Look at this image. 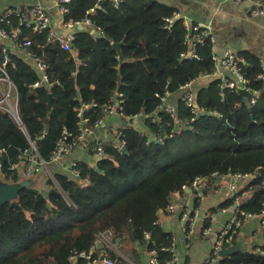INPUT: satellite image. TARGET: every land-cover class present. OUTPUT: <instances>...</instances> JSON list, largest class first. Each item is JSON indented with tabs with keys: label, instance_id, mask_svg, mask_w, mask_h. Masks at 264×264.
Returning a JSON list of instances; mask_svg holds the SVG:
<instances>
[{
	"label": "trees",
	"instance_id": "16d2710c",
	"mask_svg": "<svg viewBox=\"0 0 264 264\" xmlns=\"http://www.w3.org/2000/svg\"><path fill=\"white\" fill-rule=\"evenodd\" d=\"M65 7L63 23L91 20L84 30L75 29L69 50L49 32L26 29L23 35L32 42L30 51L47 64L50 88L34 87L37 71L19 52L10 51L7 71L18 92L23 129L0 110L3 178L20 180V167L12 166L30 164L32 145L46 164L66 134L77 145L83 104L93 106L83 113L92 124L104 120L112 105L124 118L144 116L162 143L125 127L119 142L124 141L126 151L101 143L106 158L96 168L77 163L74 179L54 174L44 190L24 189L19 202L0 207V264H86L80 255L92 248L101 261L104 249L96 243L108 231L116 240H138L156 264H170L174 236L159 225V215L197 179L209 186L216 177L249 176L243 190L219 208H233L241 198L240 211L264 215V81L258 78L264 61L253 51L236 52L249 87L260 91L256 105L242 87L223 89L220 79H212L195 98L204 114L192 121L193 108L181 100L173 117L163 111L162 98L215 71L214 44L199 45V59L187 58L186 29L181 21L166 27L165 19L176 10L158 0H123L119 7L110 1L71 0ZM93 8L96 12L89 14ZM18 25L13 18L0 28L10 31ZM123 41L127 61L119 68L113 44ZM206 193L204 187L201 196L193 195L195 209ZM105 250L116 264H127L117 249ZM218 264H264V247L219 258Z\"/></svg>",
	"mask_w": 264,
	"mask_h": 264
},
{
	"label": "crops",
	"instance_id": "0c3cea01",
	"mask_svg": "<svg viewBox=\"0 0 264 264\" xmlns=\"http://www.w3.org/2000/svg\"><path fill=\"white\" fill-rule=\"evenodd\" d=\"M161 4L174 8L182 13L190 21L207 25L214 37L213 52L223 55L227 50L235 52L253 51L264 61V16L254 17L251 9L264 0H248L237 4L231 0H158ZM61 0H0V13L10 7L28 8L37 4L45 6L51 14L52 29L58 36H67L72 29L63 25V17L59 4ZM97 33V32H96ZM224 75L226 71H222ZM216 78H221L219 74ZM216 78H200L192 83L195 98L198 93L208 86L209 81ZM182 91L170 93L166 98V104L173 107L177 112L181 103ZM125 127H132L151 139L157 137L146 122V117L137 116L127 119L119 114H111L104 119L103 124L86 139L79 141L74 150L65 155L58 162H51L42 167L40 174L42 184L39 189L45 188L48 176L64 174L74 179L76 176L71 171L73 163H84L90 168H96L98 158L94 147L101 143L119 144L120 134ZM158 138V137H157ZM158 140L162 141L161 138ZM18 173L25 177V166L20 165ZM46 172V174H45ZM0 177H3L0 170ZM249 181L239 182V190ZM232 181L230 177H216L211 185L206 186V195L202 199L198 209H195L192 191L184 194L176 193L174 199L178 203L176 212L163 211L159 215V225L167 233L175 237V253L180 264H204L212 252L218 235L232 216L231 208L220 210L219 206L233 198L230 190ZM192 215L197 213V218L190 233L183 230L181 214ZM195 215V214H194ZM209 215L214 216L210 221ZM206 224L209 227L206 228ZM246 240L250 251L264 247V226L260 217L252 218L244 222L237 237ZM118 253L127 264H154L152 256L145 247L136 239L126 240L120 243ZM117 262V260H116ZM74 264L76 262L74 261ZM218 264V260L214 263Z\"/></svg>",
	"mask_w": 264,
	"mask_h": 264
},
{
	"label": "built area",
	"instance_id": "2783aa9c",
	"mask_svg": "<svg viewBox=\"0 0 264 264\" xmlns=\"http://www.w3.org/2000/svg\"><path fill=\"white\" fill-rule=\"evenodd\" d=\"M71 0H61L59 4L60 12L62 17L68 12V9L65 7V4L69 3ZM101 1H110L115 7H119L123 0H99ZM237 4L244 3L248 0H231ZM100 8V4L96 6ZM96 12V8L91 9L88 13L93 14ZM251 14L254 17L264 16V1L257 3L252 9ZM16 18L18 20L19 25L15 28H12L10 31L6 28H0V110L7 112L9 115L14 117L18 124L23 129V117L20 114L19 109V96L16 89V86L10 75L7 71V67L9 65L10 59V51L14 50L21 54V56L28 62V64L37 71L39 79L34 84V87H51L49 82V78L47 75L48 66L44 62L43 59L36 56L30 51V46L32 42L29 39H24V30H29L33 34H42L45 32L50 33V37H55L57 41H59L62 47L65 50H69V42H72L74 38L75 29L79 25H89L91 23L90 18L86 17L81 22H70L63 23L65 27L68 29H72L71 33L67 36H58L52 29V18L50 11L43 5L37 4L28 8H6L0 13V23L1 24H11L12 19ZM166 27L173 25L177 21H181L186 29V38L189 42V52L187 54V58L199 59V55L197 53V48L199 45L204 44L208 40L214 44L215 40L212 35L210 28L207 25L202 23H195L190 21L187 17H185L182 13L175 11L172 16L165 19ZM64 22V20H63ZM185 54H183L184 56ZM213 61L215 62V71L209 75H203L201 78H216L219 74H221L222 88L229 90H236L239 87H242L247 92H249L253 97L251 100V105H256L260 99V91L253 90L249 87L248 81L245 78L243 73L242 61L237 53L229 49L223 55H217L214 53ZM264 69V66H263ZM222 71H226L227 73L224 75ZM258 78L264 81V70L258 75ZM218 79V78H216ZM182 96L181 100L184 101L188 106L193 108L194 118L192 121H195L196 118L200 117L205 113L204 109H199L196 105V100L194 96V91L192 89V83H189L181 88ZM164 101V105L162 107L163 111L171 114V116L176 115V111L173 107L166 104V96L162 98ZM93 106L83 104L81 109L79 110L78 117L80 118L81 131L78 135V141H82L86 139L88 136L92 135L102 124L104 120H98L94 124L90 123V119L83 115L85 110L91 109ZM161 109V110H162ZM111 114H119L116 106L112 105L108 107L107 114L105 118H107ZM120 115V114H119ZM122 116V115H120ZM123 117V116H122ZM137 116H134L135 118ZM132 119V118H127ZM157 121L160 122V118H157ZM76 144L72 141H68V134L60 141L51 156L50 162H58L65 155H68L71 151L74 150ZM124 146V141L116 144L117 150L121 153L122 147ZM30 156V164H28L25 168V175L31 176L37 172L42 170V167L47 164L38 159L37 148L35 145H32ZM95 155L98 158V161L106 158L105 150L102 144H98L94 149ZM19 167V164L13 165L12 170H15ZM72 173L77 177L79 175V171L77 169V163H73L71 165ZM230 177L232 184L230 185V190L233 192V197L240 191L239 190V182L248 181L249 176L233 174L228 175ZM206 185L205 179H197L193 182L190 191H194L193 195L201 196L202 191ZM189 189V188H187ZM248 193H244V197H247ZM241 198H236V204L233 208H231L232 216L227 222V224L222 229L221 233L218 235L217 242L208 256L206 262L204 264H214L217 260H219V250L221 249L222 243L226 246H229L234 243L236 240V236L238 235L239 230L241 229L244 222L249 219L260 217L261 224L264 226V215L255 216L250 213H245L240 211L237 207L240 204ZM177 201L173 199L171 201L170 206L168 207L169 212H176L178 209ZM195 214V215H194ZM193 215H188L187 213L181 214V221L183 225V230L186 234L190 233L192 230V226L197 218V213ZM210 221H214V216L209 215ZM98 241H101L104 245V252L101 254V257L104 256V259L98 261V258L95 257V249L92 248L89 252L81 253V257L85 259L86 264H116L114 260L110 257L109 253L105 249H117L116 247V237L113 232L108 231L102 235ZM174 252V259L170 264H180L178 257L175 253V237L174 244L171 248ZM75 260V259H74ZM152 262L156 264V260L152 257Z\"/></svg>",
	"mask_w": 264,
	"mask_h": 264
},
{
	"label": "water",
	"instance_id": "95a60500",
	"mask_svg": "<svg viewBox=\"0 0 264 264\" xmlns=\"http://www.w3.org/2000/svg\"><path fill=\"white\" fill-rule=\"evenodd\" d=\"M78 30H84V25H79L77 27ZM74 32V31H73ZM92 33H96L95 30L91 29ZM124 43H118L113 44V46L117 49L118 55H119V68L121 65L127 61L126 58H124L121 50V46ZM73 43L69 42V47H72ZM49 110L52 111V96L50 95V101H49ZM163 130L165 133H167L166 127L163 126ZM154 141H157L158 144H161L162 141L158 140L157 137H154ZM122 151H126V147H122ZM28 153H31V149L28 151ZM99 171V169H97ZM42 184V176L40 174H34L31 176H25L21 177L18 182H9L3 177H0V207L7 203H14L19 202V195L24 189L28 188H38ZM206 188V185H205ZM187 191H190V189H187ZM247 241L244 240L241 236L236 238V241L226 246L224 243H222L221 249L219 250V256L220 258H226L232 255H235L239 252H249ZM121 239L116 240V247L118 248L120 246ZM96 246L99 250H102L104 248V245L101 241H97ZM101 259H104V256L101 257Z\"/></svg>",
	"mask_w": 264,
	"mask_h": 264
},
{
	"label": "rangeland",
	"instance_id": "374dc122",
	"mask_svg": "<svg viewBox=\"0 0 264 264\" xmlns=\"http://www.w3.org/2000/svg\"><path fill=\"white\" fill-rule=\"evenodd\" d=\"M44 167L46 168V166H44ZM46 169H47V168H46ZM47 170H48V169H47ZM45 174H46V172H45ZM48 178H52V176H50V177L48 176Z\"/></svg>",
	"mask_w": 264,
	"mask_h": 264
}]
</instances>
